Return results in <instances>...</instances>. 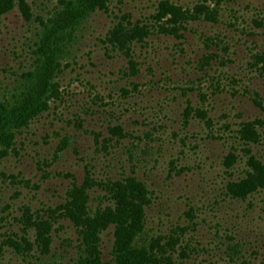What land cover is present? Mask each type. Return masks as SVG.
I'll return each instance as SVG.
<instances>
[{"label": "rangeland", "instance_id": "obj_1", "mask_svg": "<svg viewBox=\"0 0 264 264\" xmlns=\"http://www.w3.org/2000/svg\"><path fill=\"white\" fill-rule=\"evenodd\" d=\"M65 1L0 6V100ZM252 156L264 165V0H101L47 104L0 150V264H114L116 224L93 253L85 216L114 208L111 186L130 177L148 190L145 238L161 257L264 264V186L228 188Z\"/></svg>", "mask_w": 264, "mask_h": 264}, {"label": "trees", "instance_id": "obj_2", "mask_svg": "<svg viewBox=\"0 0 264 264\" xmlns=\"http://www.w3.org/2000/svg\"><path fill=\"white\" fill-rule=\"evenodd\" d=\"M100 1L66 0L52 11L46 20L42 21L37 39L38 55L34 68L25 75L17 93L10 98L5 97L0 100V150L6 146V140L12 136L23 120L27 121L34 112L40 111L47 104L62 60L69 56L72 41L77 37L78 29ZM12 4L13 0H0L3 12ZM162 8L164 14L182 16L179 8L167 1L162 3ZM136 34L142 36L140 28H136L134 35ZM134 35L120 38V42L126 44V41L132 40ZM246 130L256 135L249 125ZM249 166L251 169L245 177L228 184L229 190L236 197H245L258 187L264 186L262 162L252 156L249 158ZM111 190L117 201L116 206L95 211L92 216H85L87 226L91 229L90 234L93 236L90 237L92 242L89 243L90 247H93V253L98 252L95 245V240L99 239L96 237L98 228L106 223L114 222L116 224L114 264H176L171 256L158 255L154 250L155 241H148L145 238L143 227L145 206L150 200L144 183L130 177L112 185ZM79 204L82 208L83 204ZM99 258L94 256L93 263L88 264H104Z\"/></svg>", "mask_w": 264, "mask_h": 264}]
</instances>
